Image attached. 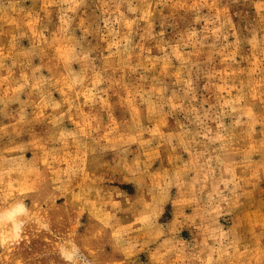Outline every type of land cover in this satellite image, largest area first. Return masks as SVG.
Listing matches in <instances>:
<instances>
[{"label": "rangeland", "instance_id": "obj_1", "mask_svg": "<svg viewBox=\"0 0 264 264\" xmlns=\"http://www.w3.org/2000/svg\"><path fill=\"white\" fill-rule=\"evenodd\" d=\"M0 264H264V0H0Z\"/></svg>", "mask_w": 264, "mask_h": 264}, {"label": "clouds", "instance_id": "obj_2", "mask_svg": "<svg viewBox=\"0 0 264 264\" xmlns=\"http://www.w3.org/2000/svg\"><path fill=\"white\" fill-rule=\"evenodd\" d=\"M29 218L30 210L22 200L0 208V244L19 239ZM60 255L65 264H81V251L74 243L62 245Z\"/></svg>", "mask_w": 264, "mask_h": 264}]
</instances>
